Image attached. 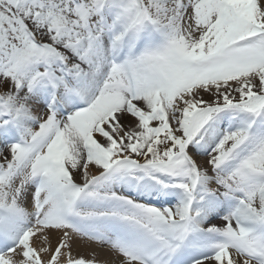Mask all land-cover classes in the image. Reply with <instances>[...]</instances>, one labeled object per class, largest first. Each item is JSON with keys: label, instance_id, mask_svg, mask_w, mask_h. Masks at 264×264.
Listing matches in <instances>:
<instances>
[{"label": "snow or ice", "instance_id": "6c2138e0", "mask_svg": "<svg viewBox=\"0 0 264 264\" xmlns=\"http://www.w3.org/2000/svg\"><path fill=\"white\" fill-rule=\"evenodd\" d=\"M0 264H264V0H0Z\"/></svg>", "mask_w": 264, "mask_h": 264}, {"label": "bare ground", "instance_id": "6f19581e", "mask_svg": "<svg viewBox=\"0 0 264 264\" xmlns=\"http://www.w3.org/2000/svg\"><path fill=\"white\" fill-rule=\"evenodd\" d=\"M217 223H221V222L217 221ZM91 250L92 249L87 247V246H82V247L77 249V251H79L80 253L85 254V255H87ZM103 258L104 257L102 256L101 259H103Z\"/></svg>", "mask_w": 264, "mask_h": 264}]
</instances>
